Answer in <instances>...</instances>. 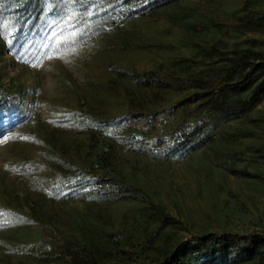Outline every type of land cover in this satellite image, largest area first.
<instances>
[{
	"label": "rangeland",
	"instance_id": "rangeland-1",
	"mask_svg": "<svg viewBox=\"0 0 264 264\" xmlns=\"http://www.w3.org/2000/svg\"><path fill=\"white\" fill-rule=\"evenodd\" d=\"M242 54L264 58V0L173 1L33 61L9 53L0 36V85L31 115L0 135V207L27 216L0 227V264H150L192 235L264 232V92L241 114L216 118L203 144L165 157L57 122L74 111L105 119L170 107L197 91L202 76L228 72L224 56ZM143 72L184 81L144 85L134 77ZM34 154L49 173L68 161L95 167L147 199L50 196L6 167Z\"/></svg>",
	"mask_w": 264,
	"mask_h": 264
},
{
	"label": "trees",
	"instance_id": "trees-1",
	"mask_svg": "<svg viewBox=\"0 0 264 264\" xmlns=\"http://www.w3.org/2000/svg\"><path fill=\"white\" fill-rule=\"evenodd\" d=\"M173 1L177 0H0V36L9 53L33 61L45 54L61 53L132 16ZM222 60L230 62L228 72L214 78L202 76V82L196 83L197 91L170 107L105 119L74 111L57 122L69 121V126L92 130L94 136L104 133L110 146L120 145L152 157L193 150L210 138L208 131L216 118L241 114L264 92V58L251 60L242 54L224 56ZM151 75L143 72L134 77L144 85H177L184 81L174 75L164 80ZM245 91L251 92L248 97L238 96ZM231 97L234 100L230 103ZM30 116L20 96L0 85V135L27 123ZM6 167L25 175L33 187L53 197L86 193L94 200L147 199L144 190L121 178L69 161L62 170L49 173L44 158L34 154ZM26 221L25 214L0 207V227ZM261 245L264 232H209L181 240L170 253L150 264H213L255 256L257 264H264Z\"/></svg>",
	"mask_w": 264,
	"mask_h": 264
}]
</instances>
